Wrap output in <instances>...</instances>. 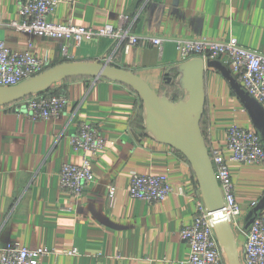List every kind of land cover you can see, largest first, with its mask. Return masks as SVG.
I'll use <instances>...</instances> for the list:
<instances>
[{
    "label": "crops",
    "instance_id": "crops-1",
    "mask_svg": "<svg viewBox=\"0 0 264 264\" xmlns=\"http://www.w3.org/2000/svg\"><path fill=\"white\" fill-rule=\"evenodd\" d=\"M19 4L0 0V39L7 47L29 50L49 67L66 60H99L128 69L173 101L182 95L174 83L175 66L182 62L174 39L234 37L264 53V0H76L60 3L50 17L55 23L101 29L126 16L131 32L163 38L162 49L142 42L128 50L107 36L76 45L16 30L11 21L20 18ZM206 88L203 134L210 148L225 147L229 126L253 128L252 119L218 70L207 69ZM52 90H63L69 99L56 119L32 120L13 105L0 107V255L15 241L57 252L39 264H190V247L179 233L194 221L199 184L184 155L146 135L139 95L123 83L92 77L68 79ZM173 92H179L177 99ZM81 122L97 124L107 143L93 160V182L70 204L59 187V173L64 163L82 162V153L70 143ZM229 167L240 215L214 234L223 264H246L251 214L264 197V163L232 161ZM134 172L167 175L174 192L162 203L136 199L129 193ZM111 185L114 197L108 194ZM67 206L73 208L62 209ZM74 247L78 254L62 253Z\"/></svg>",
    "mask_w": 264,
    "mask_h": 264
},
{
    "label": "built area",
    "instance_id": "built-area-1",
    "mask_svg": "<svg viewBox=\"0 0 264 264\" xmlns=\"http://www.w3.org/2000/svg\"><path fill=\"white\" fill-rule=\"evenodd\" d=\"M74 4L76 0H20L19 19L11 21L16 30L32 33L41 37H51L76 45L96 36H107L116 42L130 46L147 42L162 49V37L138 35L127 27L128 17L122 16L118 25L107 23L101 29L77 25L73 22L60 24L50 17L60 3ZM176 48L182 62L193 58L220 60L227 65L240 84L250 96L255 98L264 108V53L242 45L236 38L227 40L202 38H176ZM68 44L62 45L63 53L68 55ZM49 66L44 60L29 50L17 51L6 46L0 39V86H13L29 79ZM64 93L56 94L53 90L30 95L13 104L19 115L32 120L56 119L62 115L68 103ZM9 105V106H10ZM8 106V105H7ZM2 107V106H0ZM6 107V106H3ZM72 147L82 153L79 164L64 163L59 173V187L68 195L70 204L78 200L94 180L93 160L104 149L107 139L97 124L81 122L75 134L71 135ZM215 174L224 199L226 219L235 222L240 215V204L235 195V184L230 172L229 162L261 164L264 163V145L254 128L232 124L227 129L225 147L209 148ZM182 195L186 191L178 189ZM174 192L167 175L142 174L134 172L131 176L129 193L132 197L144 200L149 204L162 203ZM116 187L108 188L110 197H114ZM196 213L190 225L180 229V237L190 247V264H223L220 246L215 238V220L203 200L201 191L194 193ZM256 205V203H253ZM72 206L63 207L71 210ZM244 246L246 264H264V214L258 215L247 231ZM57 252L53 249L39 247L29 248L20 242H9L1 252L0 264H39L42 257ZM63 254L75 255L79 250L74 247L65 249Z\"/></svg>",
    "mask_w": 264,
    "mask_h": 264
},
{
    "label": "water",
    "instance_id": "water-1",
    "mask_svg": "<svg viewBox=\"0 0 264 264\" xmlns=\"http://www.w3.org/2000/svg\"><path fill=\"white\" fill-rule=\"evenodd\" d=\"M218 70L229 82L246 111L253 128L264 145V108L237 80L231 69L220 60L204 61L193 58L175 66L178 77L174 83L181 90V98L173 101L168 93L160 94L134 71L95 61H69L48 67L45 71L17 85L0 86V106H7L30 95L49 90L62 81L92 77L105 78L131 87L141 98L145 133L159 143L179 151L189 161L209 212L213 213L215 228L229 223L224 199L211 160L209 147L202 130L207 102L206 71ZM264 210V197L254 208L249 224ZM239 262L238 254H234Z\"/></svg>",
    "mask_w": 264,
    "mask_h": 264
},
{
    "label": "trees",
    "instance_id": "trees-1",
    "mask_svg": "<svg viewBox=\"0 0 264 264\" xmlns=\"http://www.w3.org/2000/svg\"><path fill=\"white\" fill-rule=\"evenodd\" d=\"M66 81V80H65ZM54 88V86L52 87V88H50L49 90H46V91H43V92H41V93H45V92H49V91H51L52 89ZM234 91V90H233ZM55 93L56 94H60V93H64V94H66V92H64L63 90H61V91H55ZM235 93V92H234ZM179 97V92H173L172 93V98L173 99H177ZM14 109H15V107H13ZM140 119H141V121L143 120V108H142V101H141V107H140ZM204 117L205 116H203V119H202V123H203V121H204ZM202 127H203V125H202ZM209 146V145H208ZM209 148H210V146H209Z\"/></svg>",
    "mask_w": 264,
    "mask_h": 264
},
{
    "label": "rangeland",
    "instance_id": "rangeland-1",
    "mask_svg": "<svg viewBox=\"0 0 264 264\" xmlns=\"http://www.w3.org/2000/svg\"><path fill=\"white\" fill-rule=\"evenodd\" d=\"M244 111L246 112V113H248L245 109H244ZM203 126H204V124L203 123H201Z\"/></svg>",
    "mask_w": 264,
    "mask_h": 264
}]
</instances>
